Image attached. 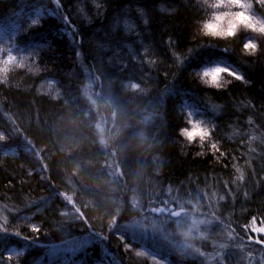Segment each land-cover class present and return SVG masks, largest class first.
<instances>
[{
	"label": "trees",
	"instance_id": "1",
	"mask_svg": "<svg viewBox=\"0 0 264 264\" xmlns=\"http://www.w3.org/2000/svg\"><path fill=\"white\" fill-rule=\"evenodd\" d=\"M200 18L195 0H0V60L24 65L0 76V264H264V40L244 56L248 34L207 41ZM207 63L243 80L204 88ZM186 113L219 151L177 135ZM190 202L203 255L166 233Z\"/></svg>",
	"mask_w": 264,
	"mask_h": 264
},
{
	"label": "clouds",
	"instance_id": "2",
	"mask_svg": "<svg viewBox=\"0 0 264 264\" xmlns=\"http://www.w3.org/2000/svg\"><path fill=\"white\" fill-rule=\"evenodd\" d=\"M195 3L201 12V18L195 22L200 37L207 41H233L241 33H245L248 36L241 45L242 55L253 57L257 55L260 51V42L264 40V15L257 13L255 9L257 5L264 7V0H195ZM33 23L37 22L33 21ZM249 36L251 38H247ZM191 51L189 49V52ZM177 61L180 65L184 62L179 56ZM13 65L23 67V60L17 61L12 55L0 60V76L11 70ZM229 72L230 69L224 65L207 63L194 68L192 75L202 87L219 91L232 83V80L228 79ZM130 87L135 90L138 86L132 84ZM93 103L95 104V101ZM184 124L186 126L177 129V135L183 141L189 145L195 143L201 148L208 143L210 150L219 151L218 144L212 141L213 127L210 123L186 113ZM95 127L100 133V143L106 144L103 125L98 122ZM200 211L196 203H191L190 209L182 207L173 213L174 216L183 214L186 217L183 225L177 223L175 234L183 248L192 252L199 249L196 241L205 236V233L201 231L204 219L198 215ZM134 255L140 259H150L147 252L142 249L135 251Z\"/></svg>",
	"mask_w": 264,
	"mask_h": 264
},
{
	"label": "rangeland",
	"instance_id": "3",
	"mask_svg": "<svg viewBox=\"0 0 264 264\" xmlns=\"http://www.w3.org/2000/svg\"><path fill=\"white\" fill-rule=\"evenodd\" d=\"M229 68V67H228ZM203 219V218H202ZM145 220L146 221H148L146 218H145ZM205 220V219H204ZM151 223H153L154 222V217H153V215H152V218H151V220H149ZM186 221V217L183 219V222H185ZM180 223V220H178L177 222H176V225H177V223ZM139 225H141V226H145V224H144V222H140L139 223ZM151 226H153V224H151ZM150 226V227H151ZM176 227L177 226H175V231H173V230H171V229H169V230H167L166 231V233H167V235H169V237L170 238H175V240L174 241H172V239L170 240V241H172L173 243H176V244H179V245H177L180 249H184L183 248V246L180 244V242H179V238L176 236ZM208 227H209V222L208 223H205V224H203L202 226H201V231L202 232H204L205 234H206V232L208 231ZM150 230V229H149ZM150 232L151 233H156L157 235H159V236H161L162 237V235H163V233L165 232L163 229H161V230H158V229H156L155 227H151V230H150ZM150 259H152V261L155 263V264H164V262H162V261H160L159 259H153V258H150Z\"/></svg>",
	"mask_w": 264,
	"mask_h": 264
},
{
	"label": "snow or ice",
	"instance_id": "4",
	"mask_svg": "<svg viewBox=\"0 0 264 264\" xmlns=\"http://www.w3.org/2000/svg\"><path fill=\"white\" fill-rule=\"evenodd\" d=\"M37 15H39V12H37ZM228 76L229 77H233L235 80H243V77L241 75L237 74L234 70H231V69H230V72L228 73ZM189 115H192V114L189 113ZM221 155H223V153H221ZM237 172H240V169L239 168H237ZM237 179L243 180V173H241V175L239 177H237ZM220 199L222 200V199H224V197L221 196ZM175 212L176 211H173L172 214L175 213ZM205 223H208V221L207 220H204V224ZM248 227L251 228L253 230V232H256V233H264V226H262V227H256V219H255V217H253L252 222H251L250 225H248ZM248 239H249V241H251L252 240V237L249 236ZM255 243L260 244L262 242L259 239H257L255 241ZM195 253H200V255H203V253L201 252L200 248ZM249 255H251V254H249Z\"/></svg>",
	"mask_w": 264,
	"mask_h": 264
},
{
	"label": "bare ground",
	"instance_id": "5",
	"mask_svg": "<svg viewBox=\"0 0 264 264\" xmlns=\"http://www.w3.org/2000/svg\"><path fill=\"white\" fill-rule=\"evenodd\" d=\"M229 69H231V68H229ZM231 70H233V69H231Z\"/></svg>",
	"mask_w": 264,
	"mask_h": 264
}]
</instances>
